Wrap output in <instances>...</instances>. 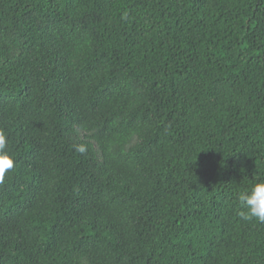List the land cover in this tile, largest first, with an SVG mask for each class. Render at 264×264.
I'll return each mask as SVG.
<instances>
[{
  "label": "trees",
  "instance_id": "1",
  "mask_svg": "<svg viewBox=\"0 0 264 264\" xmlns=\"http://www.w3.org/2000/svg\"><path fill=\"white\" fill-rule=\"evenodd\" d=\"M0 129V264H264V0H0Z\"/></svg>",
  "mask_w": 264,
  "mask_h": 264
},
{
  "label": "clouds",
  "instance_id": "2",
  "mask_svg": "<svg viewBox=\"0 0 264 264\" xmlns=\"http://www.w3.org/2000/svg\"><path fill=\"white\" fill-rule=\"evenodd\" d=\"M74 150L80 155H85L88 146L85 144L74 145ZM16 166V161L8 151V137L0 129V183H3L6 173H10ZM241 219L264 223V179L257 180L245 191L238 195Z\"/></svg>",
  "mask_w": 264,
  "mask_h": 264
}]
</instances>
